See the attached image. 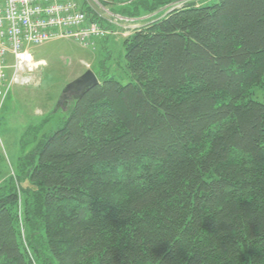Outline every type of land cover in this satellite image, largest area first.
Masks as SVG:
<instances>
[{
    "label": "trees",
    "instance_id": "16d2710c",
    "mask_svg": "<svg viewBox=\"0 0 264 264\" xmlns=\"http://www.w3.org/2000/svg\"><path fill=\"white\" fill-rule=\"evenodd\" d=\"M121 46L130 82L0 184V264H264V0L187 2Z\"/></svg>",
    "mask_w": 264,
    "mask_h": 264
},
{
    "label": "rangeland",
    "instance_id": "374dc122",
    "mask_svg": "<svg viewBox=\"0 0 264 264\" xmlns=\"http://www.w3.org/2000/svg\"><path fill=\"white\" fill-rule=\"evenodd\" d=\"M86 9L100 14L108 30V37L84 48L72 40L56 39L31 48L36 61L45 60L47 67L37 73L41 84L15 86L2 102L0 98V184L15 173L20 158L35 151L43 136L57 130L67 111L56 110L64 88L91 70L101 81L115 79L122 85L130 82L124 67L121 43L138 30L154 22L187 2L213 5L218 0H179L140 18H124L122 9L134 0H84ZM261 94V93H260ZM264 102V98H259ZM23 235V231H22Z\"/></svg>",
    "mask_w": 264,
    "mask_h": 264
},
{
    "label": "built area",
    "instance_id": "2783aa9c",
    "mask_svg": "<svg viewBox=\"0 0 264 264\" xmlns=\"http://www.w3.org/2000/svg\"><path fill=\"white\" fill-rule=\"evenodd\" d=\"M84 0H0V98L15 86L40 85L37 73L47 67L31 48L52 40H72L84 48L108 35L102 16Z\"/></svg>",
    "mask_w": 264,
    "mask_h": 264
},
{
    "label": "water",
    "instance_id": "95a60500",
    "mask_svg": "<svg viewBox=\"0 0 264 264\" xmlns=\"http://www.w3.org/2000/svg\"><path fill=\"white\" fill-rule=\"evenodd\" d=\"M99 84L100 80L97 75L91 70L86 71L82 76L75 79L64 88L56 110L62 109L63 111H66L72 101L83 98L87 92Z\"/></svg>",
    "mask_w": 264,
    "mask_h": 264
}]
</instances>
